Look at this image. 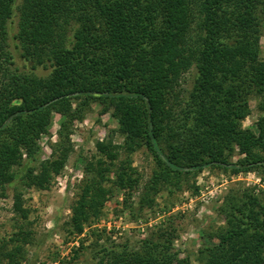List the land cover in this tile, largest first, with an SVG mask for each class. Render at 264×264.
<instances>
[{
    "label": "trees",
    "instance_id": "obj_1",
    "mask_svg": "<svg viewBox=\"0 0 264 264\" xmlns=\"http://www.w3.org/2000/svg\"><path fill=\"white\" fill-rule=\"evenodd\" d=\"M17 13L20 56L49 68L45 76L16 66L8 40ZM263 26L264 0H0V195L11 189L14 213L27 217L23 191L45 188L67 150L40 160L51 113L62 116V136L91 100L112 107L127 156L144 147L154 159L141 207L153 203L159 185L179 186L206 168L238 174L264 167ZM192 67L191 88L181 96L180 78ZM250 95L258 96L255 130L241 125ZM96 148L117 161L115 146ZM236 149L244 158L230 162ZM113 171L120 187L138 184L126 159ZM109 194L98 175L88 178L73 208L76 233L100 215ZM219 212L225 225L199 248L202 264H264V190H229ZM15 233L28 241L27 230ZM94 260L190 264L162 232L133 246H103Z\"/></svg>",
    "mask_w": 264,
    "mask_h": 264
},
{
    "label": "rangeland",
    "instance_id": "obj_2",
    "mask_svg": "<svg viewBox=\"0 0 264 264\" xmlns=\"http://www.w3.org/2000/svg\"><path fill=\"white\" fill-rule=\"evenodd\" d=\"M8 46L15 56L16 66L26 72L45 76L49 68L32 67L20 56L15 39L18 13L12 18ZM259 45L264 56V26ZM195 67L185 72L177 89L186 96L195 76ZM250 114L241 121L242 127L255 130L258 96L247 98ZM75 103H73V107ZM62 120L60 113L50 115L47 131L40 137V160L58 159L62 149L63 166L52 174L48 185L39 189L30 187L23 191V206L27 217L21 219L12 209V190L0 195V264H93L94 254L103 246L129 245L157 236L161 232L172 237L180 256H188L190 264H202L198 253L203 243L216 239L209 235L225 225L219 206L229 190L255 186L264 190V167L232 174L229 170L206 168L195 175L180 179L179 186L163 184L152 192L150 206L140 203V197L156 165L151 153L144 147L127 156L124 137L112 116V107L91 100L81 119L70 123L59 135ZM97 142H107L116 147L118 159L113 164L98 152ZM244 158L236 149L230 162ZM127 160L138 184L120 187L115 181L114 169L121 160ZM101 170V171H100ZM98 175L102 186L110 190L97 218L90 217L81 233L72 228L73 208L82 188L90 176ZM195 188L198 192H195ZM132 207L134 216L130 215ZM29 232L26 243L16 236L18 228ZM11 253L12 257L7 254Z\"/></svg>",
    "mask_w": 264,
    "mask_h": 264
}]
</instances>
